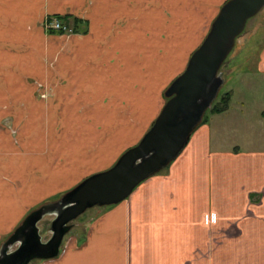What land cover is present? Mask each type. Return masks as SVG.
<instances>
[{
    "label": "crops",
    "instance_id": "crops-1",
    "mask_svg": "<svg viewBox=\"0 0 264 264\" xmlns=\"http://www.w3.org/2000/svg\"><path fill=\"white\" fill-rule=\"evenodd\" d=\"M224 2L0 0V241L142 138L161 110L145 117L148 56L174 36L171 71H180L165 88L203 41L181 39L207 25L205 36ZM199 11L206 18L193 29L187 17ZM48 15L80 19V31L46 32ZM257 57L264 73V46ZM233 70L226 111L198 125L172 162L102 209L58 256L34 264H264V137L247 132L264 127V107L247 111L244 96L233 102Z\"/></svg>",
    "mask_w": 264,
    "mask_h": 264
},
{
    "label": "water",
    "instance_id": "water-1",
    "mask_svg": "<svg viewBox=\"0 0 264 264\" xmlns=\"http://www.w3.org/2000/svg\"><path fill=\"white\" fill-rule=\"evenodd\" d=\"M263 6L264 0H227L184 70L164 91L167 100L139 142L108 169L87 176L57 200L31 210L1 243L0 264L56 257L71 221L88 208L121 202L139 183L172 162L217 97L223 83L220 68L235 39ZM48 214L53 215L51 235L43 241L38 223Z\"/></svg>",
    "mask_w": 264,
    "mask_h": 264
},
{
    "label": "rangeland",
    "instance_id": "rangeland-1",
    "mask_svg": "<svg viewBox=\"0 0 264 264\" xmlns=\"http://www.w3.org/2000/svg\"><path fill=\"white\" fill-rule=\"evenodd\" d=\"M226 1L227 0H225V2ZM189 16H190V18H189ZM46 17L55 18L56 15H53V16L48 15ZM205 18H206V16L204 15V13H200V11L194 12V13L191 12L187 17V21L189 19H193L195 21V23H192L191 25L193 26V29H198L199 28L198 23L201 22L200 23V25H201L202 21H204ZM44 20L42 22L43 28H44ZM206 26H200L202 29L200 28V34L198 36H197V33H195V37L192 36L189 39V41L186 43L184 42L183 39H181V43L188 46V45H195L199 41L200 38L203 40L204 37L206 36V35L204 36V34L206 32L205 31ZM210 26H211V24L208 25L209 28H210ZM70 27L72 28L71 31H68L67 33H59V34H65L66 36H69L70 34L76 33L73 31V26L71 25ZM175 27L176 26L174 25V28ZM182 28H183V30H187V25L182 26ZM209 28L207 29V32L209 31ZM46 32H48V30H46ZM180 36H182V34H180ZM173 37L174 36L170 34L169 38L164 39L165 41L162 40V41L158 42L159 43V49H162V51H163L162 54H158V56L151 57V58H149V56H148V59H151V61L148 62V100L150 101L149 103H151V105H150L151 109L148 110L145 117H148V115L152 112L154 115V112H156V110L158 109L160 104H161V107L163 106L164 102L166 101L165 96H164V90L167 87L166 86L164 88V85L168 82V80H170L172 78L173 73L178 72V70L180 71V69H178L177 71L175 70V72L171 71L172 68L175 66L174 62H177L178 57H179V56L174 57V55H173L174 51L169 50L170 46L173 44V41H175V40H172ZM176 42H179V40H176ZM263 46H264V6L256 15H254L253 17H251L247 21L244 30L235 39V43H234L232 50L230 51V53L228 54L227 58L225 59V61L223 62L222 66L220 68V73L223 77V83L220 86V89L218 91L217 96L226 92V89L228 88V84L226 83V79H227V77L230 76L231 67H232L234 69L233 70L234 74L232 75L233 77L229 79V84L231 85V83H232L233 84L232 86L234 87V97L232 98L233 102L235 104H237V101H239L238 98L240 96L241 97L244 96L243 99L245 101L247 111H251L253 109L254 110L258 109L261 106L264 107V73H260L258 71V69L256 68V66H257L256 60L258 58L257 55ZM177 51L179 52L180 50L177 49ZM172 57H174V58H172ZM150 64H152V65H150ZM158 65L160 67H163L164 69L170 68V70H165L163 72L154 73L153 70L155 69V66H158ZM160 93H161V100H159L160 103L158 102V104H154L155 96L158 97V95ZM161 107H160V109H161ZM250 113H252V112H250ZM207 114H209L208 111H207ZM120 122H121L122 126L128 124L127 121H120ZM145 122H147V121H145ZM145 122H144V124H145ZM138 123H140V122H138ZM261 125L262 124H260V123H255L254 128L251 129L249 127L247 129V132H249V136L252 135L251 132L255 131L259 137L260 136L264 137V127L260 128ZM138 142H139V140L136 142V144ZM136 144H134V145H136ZM262 145H264V141L262 142ZM130 147H132V146H130ZM116 160H115V162H116ZM60 196H58L55 200L60 198ZM55 200H52V201H55ZM47 202H51V201H46L44 203H47ZM37 207L38 206L34 207V209ZM105 207L106 206H101V207L100 206H94V207L88 208L82 214H80L77 218H75L73 221H71L70 224L72 227L64 235L62 243L60 245L59 253H61L65 248H67L68 243L73 238L77 237L81 232H83L85 230L84 226L87 225L90 221H92L94 219V217H96V215ZM52 219H53V215H49V214L44 215L42 220L38 223V226L40 228V234H41L43 241L47 240L51 235L50 231H49V226H50ZM6 238L7 237H5L2 241H0V245ZM14 248H15V245L11 247V249H14ZM40 260L41 259L32 260L29 264H34Z\"/></svg>",
    "mask_w": 264,
    "mask_h": 264
},
{
    "label": "trees",
    "instance_id": "trees-1",
    "mask_svg": "<svg viewBox=\"0 0 264 264\" xmlns=\"http://www.w3.org/2000/svg\"><path fill=\"white\" fill-rule=\"evenodd\" d=\"M57 17H59L64 23L68 24L69 26L72 25L74 32H79L80 31V24L82 23V21L80 19L72 18V21H70L68 15H65V16H57ZM49 32L59 33V32H56V31H49ZM165 99L167 100L166 97H165ZM230 100H231V92L230 91H226V92L222 93L221 95L217 96L215 98V100L212 102L210 108H208L205 111V113H204V115H203V117H202V119H201V121H200V123L198 125L207 122V120H208V118H209V116L211 114H213V113H221V112L226 111L228 109V107H229ZM207 111L209 112V114H207Z\"/></svg>",
    "mask_w": 264,
    "mask_h": 264
},
{
    "label": "built area",
    "instance_id": "built-area-1",
    "mask_svg": "<svg viewBox=\"0 0 264 264\" xmlns=\"http://www.w3.org/2000/svg\"><path fill=\"white\" fill-rule=\"evenodd\" d=\"M44 28L48 31H56L59 33H67L72 30L68 24L64 23L57 16L55 18L46 17L44 20Z\"/></svg>",
    "mask_w": 264,
    "mask_h": 264
}]
</instances>
